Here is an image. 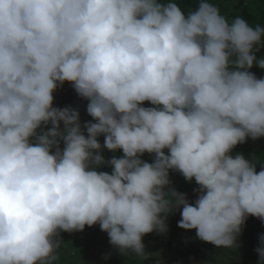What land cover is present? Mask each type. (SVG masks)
<instances>
[{
  "label": "clouds",
  "instance_id": "obj_1",
  "mask_svg": "<svg viewBox=\"0 0 264 264\" xmlns=\"http://www.w3.org/2000/svg\"><path fill=\"white\" fill-rule=\"evenodd\" d=\"M262 49L264 24L213 0H0V264H77L61 233L96 224L145 264L144 236L177 210L235 250L249 216L264 222V158L233 153L264 137ZM65 82L92 120L54 106ZM170 170L199 185L195 203Z\"/></svg>",
  "mask_w": 264,
  "mask_h": 264
},
{
  "label": "trees",
  "instance_id": "obj_2",
  "mask_svg": "<svg viewBox=\"0 0 264 264\" xmlns=\"http://www.w3.org/2000/svg\"><path fill=\"white\" fill-rule=\"evenodd\" d=\"M181 6L185 10H190L196 6L197 0H178ZM214 3L216 0H213ZM247 0H239L237 6H241L243 8V12L246 13V18L250 24L255 25L257 23L264 22V10L259 12V14H251L247 11L245 3ZM222 3V2H221ZM259 11V10H258ZM264 54V49L261 50V53L258 55ZM257 67V66H254ZM253 67V68H254ZM54 106L57 107H65L71 105L72 107L78 108L81 114V121L86 122L92 120V117L88 115L87 103L86 99L79 97V95L75 92L70 82H65L62 86L58 87L54 92ZM150 102L145 101L143 106L149 107ZM100 142L102 143L104 140V136L101 135L99 137ZM233 151L242 152L246 156L251 157L252 154H255L257 157L264 158V144H248L242 143L236 146ZM117 157L122 156V150L115 151ZM261 163H257V169L259 170L261 167ZM107 167V166H106ZM106 171V170H101ZM188 190L195 191L199 188V185L196 184H186L185 185ZM197 192V191H195ZM173 218L168 220L167 225L168 229L171 231L179 228L178 227V215L173 214ZM178 218V219H177ZM190 233H195L196 230H188ZM264 233V222H262L259 218L255 216H249L246 220V223L243 226L242 232L238 236V243L241 246V255L237 264H257L258 261V253L255 251L259 244L260 234ZM196 235V234H195ZM62 240L67 243V248L65 252H74L76 256L74 261L77 258H82L86 261L90 260L93 257H99L100 250L102 245L111 244L109 242L108 234L105 231H102L99 224L94 226H86L83 231L76 232H62L61 233ZM204 241L199 240V244L202 245ZM199 245V246H200ZM216 247V246H215ZM196 251L199 249L195 247ZM182 256H176L168 258V260L162 261V259L157 256H153L149 261H146L145 264H154L155 261H159L160 264H188V260H190V254L194 251V248H188ZM104 264H138V261L131 256H122L118 249L110 252L104 259ZM77 262V261H76ZM77 264H80L77 262Z\"/></svg>",
  "mask_w": 264,
  "mask_h": 264
},
{
  "label": "rangeland",
  "instance_id": "obj_3",
  "mask_svg": "<svg viewBox=\"0 0 264 264\" xmlns=\"http://www.w3.org/2000/svg\"><path fill=\"white\" fill-rule=\"evenodd\" d=\"M216 4L220 7L221 13L225 15L227 18L231 19L235 16H243L246 18V13L243 12V8L241 6H237L239 0H216ZM222 2V3H221ZM247 11L251 14H259L262 10H264V0H247L245 3ZM259 10V11H258ZM260 24H264L260 23ZM258 77H264V69L259 67H254L251 69ZM149 107H153L150 105ZM104 141V140H103ZM248 144H264V137L260 139L253 140L249 138L247 140ZM103 144V142H102ZM167 151V150H165ZM236 151H233L235 153ZM103 155L106 159H110L115 156L116 153L110 151L108 149H104ZM142 159L152 162L153 154L145 153ZM101 166L100 170L111 171V169L107 166ZM170 180L171 187L176 188L178 191L186 193L189 201L191 203H195V200L198 196V192L194 190H188L185 186L186 184H194L195 180L187 181L183 175L174 170H170ZM173 214H177L179 220L181 219L180 211L177 210ZM173 214L170 215L169 219L173 218ZM177 218V219H178ZM195 230V229H193ZM196 232L190 233L188 230L183 228H177L174 231L168 229L166 233L160 234L159 232H152L144 236V243L146 246V251L149 253H154L158 258L162 259V261L168 260V258L182 256L183 254L189 250L188 248L193 247L194 251L190 254V260H188V264H203L205 261L212 260L215 264H237L241 255V246L238 243V247L235 250H224L219 249L212 245L211 243L205 242L200 245L199 239L196 238ZM200 245V246H199ZM199 249L196 251V248ZM116 248L112 244H104L100 250V256L93 257L90 260L86 261L82 258H77L76 261L80 264H104L105 257ZM72 252V251H71ZM74 253V252H72ZM75 255L71 257V259H75ZM256 264V263H255Z\"/></svg>",
  "mask_w": 264,
  "mask_h": 264
}]
</instances>
